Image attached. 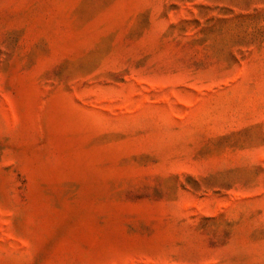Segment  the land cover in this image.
<instances>
[{
  "label": "rangeland",
  "instance_id": "rangeland-1",
  "mask_svg": "<svg viewBox=\"0 0 264 264\" xmlns=\"http://www.w3.org/2000/svg\"><path fill=\"white\" fill-rule=\"evenodd\" d=\"M0 264H264V0H0Z\"/></svg>",
  "mask_w": 264,
  "mask_h": 264
}]
</instances>
